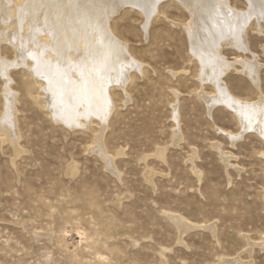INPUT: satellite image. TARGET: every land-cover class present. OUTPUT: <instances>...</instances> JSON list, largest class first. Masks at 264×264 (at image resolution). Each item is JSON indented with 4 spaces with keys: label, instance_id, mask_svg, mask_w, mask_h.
Returning a JSON list of instances; mask_svg holds the SVG:
<instances>
[{
    "label": "rangeland",
    "instance_id": "374dc122",
    "mask_svg": "<svg viewBox=\"0 0 264 264\" xmlns=\"http://www.w3.org/2000/svg\"><path fill=\"white\" fill-rule=\"evenodd\" d=\"M113 1L95 3L104 12ZM243 1L231 4L243 9ZM159 5L146 32L144 15L128 5L109 21L141 68L124 92L109 89L114 108L100 146L96 118L55 122L25 68L9 67L5 79L0 67V120L6 92L16 99L15 139L0 135V264H264V142L254 132L232 142L225 133L241 131L234 115L221 106L208 113L197 93L213 87L200 86L181 27L189 14L173 1ZM246 34L250 52L227 46L222 54L255 56L259 87L239 64L223 81L255 100L264 95V33ZM14 57L2 42V61ZM169 214L197 226L182 230Z\"/></svg>",
    "mask_w": 264,
    "mask_h": 264
},
{
    "label": "bare ground",
    "instance_id": "6f19581e",
    "mask_svg": "<svg viewBox=\"0 0 264 264\" xmlns=\"http://www.w3.org/2000/svg\"><path fill=\"white\" fill-rule=\"evenodd\" d=\"M95 1L0 0V44L9 45L15 56L11 63L0 58L4 78L9 67L25 68L32 79L31 85L39 88L41 103L48 114L66 127L88 126L91 119L96 118L102 128L94 139L100 146L108 116L114 108L109 89L114 86L123 91L129 72L141 68L140 63L126 52L125 45L113 35L109 25L111 17L123 5H128L144 15L146 32L151 19L157 16L159 4L173 1L189 14L188 22L181 27L197 63V80L201 87L206 83L213 87L212 94L204 93L202 89L197 96L205 103L208 113L221 106L234 115L241 131L238 135L224 132L232 142L244 132H254L264 142V95L260 94L255 100L242 99L233 95L223 81L226 73L239 64L237 71L258 88L260 65L255 56L253 60L240 58L230 62L222 54V49L227 46L243 53L250 52L246 41L247 27L264 33V9L261 8L264 0H244L243 9L233 6L231 0H150L155 4L151 11L138 6L145 0H114L104 12ZM6 94L7 111L4 110L5 116L0 120V135L13 141V102L16 99L14 101L10 90ZM101 147L95 153L112 169ZM219 155L228 166L229 157ZM70 170L73 171V167ZM169 219L182 230L197 226L176 214H169ZM225 263L235 264L237 260Z\"/></svg>",
    "mask_w": 264,
    "mask_h": 264
},
{
    "label": "snow or ice",
    "instance_id": "6c2138e0",
    "mask_svg": "<svg viewBox=\"0 0 264 264\" xmlns=\"http://www.w3.org/2000/svg\"><path fill=\"white\" fill-rule=\"evenodd\" d=\"M138 6L143 7L148 11H151L152 9L155 8V4L151 3L150 0H145L143 4L138 5ZM261 8L264 9V3H262Z\"/></svg>",
    "mask_w": 264,
    "mask_h": 264
}]
</instances>
